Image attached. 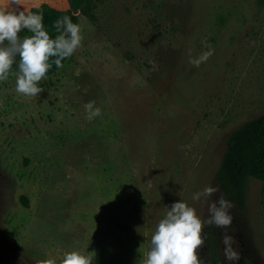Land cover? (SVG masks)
Instances as JSON below:
<instances>
[{
	"label": "rangeland",
	"instance_id": "obj_1",
	"mask_svg": "<svg viewBox=\"0 0 264 264\" xmlns=\"http://www.w3.org/2000/svg\"><path fill=\"white\" fill-rule=\"evenodd\" d=\"M42 2L62 15L69 0ZM10 0H0V7ZM74 11L82 45L62 68L16 91L0 82V260L58 261L95 252L94 264H145L174 202L207 219L223 194L215 169L230 131L264 112V0H96ZM199 67L189 63L209 51ZM6 43V42H5ZM90 101L102 115L87 119ZM205 187L218 192L193 200ZM264 185L250 178L233 200L238 264H264ZM21 196L26 198V204ZM205 228V227H204ZM204 234V229H203ZM207 264L205 246L199 250Z\"/></svg>",
	"mask_w": 264,
	"mask_h": 264
},
{
	"label": "clouds",
	"instance_id": "obj_2",
	"mask_svg": "<svg viewBox=\"0 0 264 264\" xmlns=\"http://www.w3.org/2000/svg\"><path fill=\"white\" fill-rule=\"evenodd\" d=\"M21 0H10V6L0 7V82L6 81L12 72V66L19 57L18 73L16 75V91L27 97H36L44 91L38 83L47 79V73L53 64L62 68V61L70 58L81 47L83 37L81 27L65 15L54 22L59 33L53 39L43 24V13L25 12L20 10ZM27 29L32 35L21 37L19 33ZM6 42V43H5ZM209 51L197 58L191 57L189 63L199 67L213 54L207 41H202ZM87 119L101 116L99 107L90 101L84 105ZM218 192L216 187H205L202 192L194 193L193 200L202 197L209 199ZM232 201L221 194L217 200L208 203L209 216L203 219L196 210L186 202H174L166 216L156 226L151 237L150 248L145 264H204L199 250L205 246V226H215L227 229L232 225ZM233 237L225 232L222 236L224 258L238 264L240 253L233 248ZM95 252L85 254L79 250H71L59 261L56 258L37 260L36 264H94Z\"/></svg>",
	"mask_w": 264,
	"mask_h": 264
},
{
	"label": "trees",
	"instance_id": "obj_3",
	"mask_svg": "<svg viewBox=\"0 0 264 264\" xmlns=\"http://www.w3.org/2000/svg\"><path fill=\"white\" fill-rule=\"evenodd\" d=\"M95 1L69 0V8H66L62 15L46 2L31 6L26 13L42 12L43 24L54 39L59 34L54 27V22L58 18L67 15L74 23H77L74 11H78L89 19H93ZM19 35L21 37L30 36L32 33L25 29ZM65 60L62 61V64ZM18 63L19 57L17 56L10 74L18 73ZM56 69L57 67L53 64L47 74ZM214 175L223 195L241 207L246 202L250 178H255L264 185V112L242 121L230 131ZM21 199L25 204L27 203L24 196H21ZM204 235L206 236L207 264H224L218 253L219 236L214 226H205Z\"/></svg>",
	"mask_w": 264,
	"mask_h": 264
},
{
	"label": "water",
	"instance_id": "obj_4",
	"mask_svg": "<svg viewBox=\"0 0 264 264\" xmlns=\"http://www.w3.org/2000/svg\"><path fill=\"white\" fill-rule=\"evenodd\" d=\"M0 264H5V263L1 262V260H0Z\"/></svg>",
	"mask_w": 264,
	"mask_h": 264
}]
</instances>
